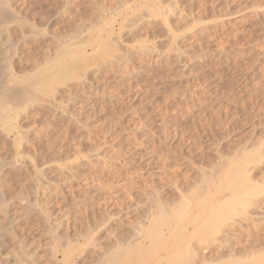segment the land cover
I'll use <instances>...</instances> for the list:
<instances>
[{"label": "rangeland", "instance_id": "rangeland-1", "mask_svg": "<svg viewBox=\"0 0 264 264\" xmlns=\"http://www.w3.org/2000/svg\"><path fill=\"white\" fill-rule=\"evenodd\" d=\"M3 1L0 60L28 93L0 112V264H127L125 241L165 264L167 226L156 253L144 226L242 162L261 194L189 244L196 264L264 253V0Z\"/></svg>", "mask_w": 264, "mask_h": 264}, {"label": "bare ground", "instance_id": "bare-ground-1", "mask_svg": "<svg viewBox=\"0 0 264 264\" xmlns=\"http://www.w3.org/2000/svg\"><path fill=\"white\" fill-rule=\"evenodd\" d=\"M2 3L4 4V1L2 2V0H0V22L1 24H7L8 22H13V21H16V16L17 14H12L10 13L8 10H5L6 7H4L2 5ZM5 5V4H4ZM152 6V5H151ZM5 8V9H4ZM152 8V7H151ZM173 8V7H172ZM175 10V9H174ZM174 12V11H172ZM19 15V14H18ZM19 21V20H17ZM8 23V24H9ZM18 23V22H17ZM21 23V21H20ZM24 24V23H23ZM18 25V24H17ZM8 26V25H7ZM19 26V25H18ZM6 27V26H5ZM20 27H22V24L20 25ZM1 31V29H0ZM2 38V37H1ZM3 39V38H2ZM6 40L9 42L10 40L8 38H6ZM4 40V42L6 41ZM6 41V42H7ZM5 42V43H6ZM7 42V44H8ZM63 42H64V39H63ZM2 43H3V40H2ZM4 43V44H5ZM11 43V41H10ZM1 44V43H0ZM3 44V45H4ZM9 45V44H8ZM12 45V44H10ZM2 46V44H1ZM3 47V46H2ZM169 50V49H168ZM2 51V50H1ZM1 51H0V55H1ZM8 52V50H6ZM36 51V50H35ZM7 52H5L7 54ZM35 54V52H34ZM30 55V54H29ZM33 55V54H32ZM45 55V54H44ZM44 55L42 54L41 56L44 57ZM181 55V54H180ZM3 56H5L4 58H6V55H4L3 53ZM47 56V55H45ZM25 57V56H24ZM27 57V56H26ZM31 57V56H30ZM33 57H35L33 55ZM45 58V57H44ZM50 58V57H48ZM46 58V63L45 65H49L54 63L52 62L51 63V58L50 60ZM26 59V58H25ZM36 58H34L33 60H35ZM43 59V58H42ZM28 60V59H27ZM3 60H0V112L3 111V109L6 108V106L4 105L6 102L5 101H8L9 103L8 104H11V101L16 103V102H19L21 101L23 98L26 97L27 93H28V90L27 88L23 87L21 88L20 86V89L17 88V82H15V86L14 84H10V80H14L16 79L15 77H11L8 75V67H6L4 64H3ZM6 61V60H5ZM37 61V60H35ZM34 61V63H35ZM43 62H45L44 60H42ZM5 63V62H4ZM38 63V62H37ZM61 63V62H60ZM39 64V63H38ZM56 64V63H55ZM64 64V63H63ZM36 65V64H35ZM66 67V65H64ZM68 66V65H67ZM64 67V68H65ZM10 68V67H9ZM47 71L49 69L52 70V68L50 69V65L49 67L45 68ZM59 69V68H58ZM66 69V68H65ZM11 70V69H10ZM46 70H42L46 75L50 76V72L48 71V73L45 71ZM13 72V71H12ZM15 72V71H14ZM40 72V71H39ZM15 74V73H14ZM42 74V73H41ZM40 75V74H39ZM52 75V74H51ZM47 76V77H48ZM40 78H43L44 76H39ZM12 78V79H11ZM14 82V81H13ZM12 83V82H11ZM19 85V84H18ZM17 86V87H16ZM259 147V146H258ZM257 148V147H256ZM246 150H247V154H248V149H245V153H246ZM254 151V149H253ZM256 152V150H255ZM246 154V155H247ZM251 154V153H250ZM244 154V158L246 156ZM260 155V154H259ZM261 156V155H260ZM237 158V157H236ZM243 158V157H242ZM248 159V158H247ZM176 160V159H175ZM243 160V159H242ZM258 160V159H257ZM235 161V160H234ZM241 161V160H239ZM239 161H237L239 163ZM236 162V161H235ZM245 163V162H244ZM257 163V162H256ZM225 171H228L227 173H225ZM224 171V178L220 179L219 180V183L218 184H215L214 185V193L213 192H205V193H200L199 194H196L195 196L192 195L190 197H183V199L181 198V201L178 203V204H175L176 206H173L172 208H167L166 207H162V204L160 205L159 207V210L157 212V214L150 220L149 222V225L147 224V226L145 225L144 228L142 229V240H145V239H148L149 241V244H148V247L152 246V250L153 252H155L157 249L155 248V245L153 242H155V239H161L163 238V232L161 230L162 226H167V232H168V236L165 238V241L162 242V244L164 243L165 244V247L167 246L168 249L171 250L172 252V255L171 256H167L166 258V262L165 264H196L194 263L195 259V255L193 253V248H190L191 245L189 244V240L190 238L193 236V235H196L197 232L201 231L202 229L206 231V233L209 235L210 233V230L212 231V228L214 226H217V228L221 225L218 226L219 223H221V221H224V217L225 216H228L229 217L231 216L230 214L232 213H235L234 211H236L239 207V209H241V207H247V204H250V200H249V197L252 195L254 196L255 193L257 190H258V193L262 191H260L257 187H253L255 185L252 186L253 182L255 181V179H252L250 178V173L248 170V167L246 168V166L243 164V162L240 164H236L234 165L233 167H231V169L229 170H225ZM254 180L251 184V180ZM206 181V180H205ZM138 183V182H137ZM206 184L208 183L205 182ZM257 183V181H256ZM261 183V182H260ZM263 184V183H262ZM260 184H258L257 186H259ZM261 186V185H260ZM205 187V186H204ZM225 188V189H228L229 192H230V198L229 196L226 197L224 200L222 201H219V199L217 198V194L221 192V190ZM203 192V191H202ZM263 194V193H262ZM213 196L217 198V200H213ZM256 196H257V193H256ZM261 196V195H260ZM224 198V197H223ZM229 198V199H228ZM130 199V198H129ZM134 199V198H133ZM254 199V198H253ZM257 199V198H256ZM122 200V199H121ZM221 200V199H220ZM164 201V200H163ZM254 201V200H253ZM160 202V201H159ZM162 202V201H161ZM227 202V203H226ZM233 203V204H231ZM254 203V202H253ZM252 203V204H253ZM227 204V205H225ZM229 204L233 205L231 206L232 208H228L229 210H225L227 208H224V207H227ZM256 204V203H254ZM127 205V204H126ZM224 205V206H223ZM135 206V205H134ZM223 206V207H222ZM133 207V206H132ZM261 207V206H260ZM192 209H194V212H192ZM259 209V208H258ZM243 210V209H242ZM246 210V209H245ZM137 211V210H136ZM258 211V210H257ZM237 212V211H236ZM126 215V214H125ZM251 216V215H250ZM260 216V215H259ZM234 217V216H233ZM244 217V216H243ZM256 217V216H255ZM223 218V219H222ZM226 218V217H225ZM232 218V217H231ZM233 219V218H232ZM251 219V218H249ZM262 219V218H261ZM260 220V219H259ZM172 223H174V225H172ZM227 223V222H226ZM254 223V222H253ZM261 223V222H260ZM186 224H191L192 225V230H186L185 226ZM258 224V223H257ZM141 225V224H140ZM230 225V224H229ZM143 226V225H141ZM140 227V226H139ZM230 227V226H229ZM235 227V226H234ZM247 227V226H246ZM142 228V227H141ZM140 228V229H141ZM165 228V227H164ZM223 228V227H222ZM245 228V227H244ZM134 229V228H133ZM224 229V228H223ZM137 230V229H136ZM209 230V232H207ZM214 230H218V229H214ZM221 230V229H220ZM238 230V229H237ZM234 231V230H233ZM214 233V232H213ZM235 233V232H234ZM139 234V233H138ZM206 234V235H207ZM211 234V233H210ZM215 234V233H214ZM217 234V233H216ZM200 235V234H199ZM136 236V235H135ZM201 236V235H200ZM161 237V238H159ZM233 237V236H232ZM251 237V236H250ZM262 237V236H261ZM230 238V237H229ZM245 238H248V237H245ZM244 238V239H245ZM210 239V237H209ZM255 239V238H254ZM128 240V239H127ZM131 240V239H130ZM136 240V239H135ZM167 240V241H166ZM208 240V239H207ZM124 241V240H123ZM137 241V240H136ZM139 241V240H138ZM137 241V242H138ZM205 241V240H204ZM246 241V240H245ZM261 241V240H260ZM115 242H117L115 240ZM122 242V241H121ZM127 242L126 244H128L126 247L124 245H117L115 246L113 243V245L115 246L114 249H116L114 251V249L112 247H108L109 250L110 248L113 249V254L115 253V255H119L118 256V260L121 262V260H124V259H127L128 261L130 260L131 261V258L133 260V258L135 259L134 256H132V254H134L136 251H133L132 253H130L129 251H127V253H125L126 250H129L132 245H135V244H138L139 243H131L129 241H125ZM129 242V243H128ZM262 242V241H261ZM120 243V242H119ZM209 243V242H207ZM243 243V242H242ZM241 243V244H242ZM110 244V243H109ZM111 244V245H112ZM125 244V245H126ZM153 244V245H152ZM161 244V245H162ZM164 244L162 246H164ZM200 244V243H199ZM202 244V243H201ZM110 245V246H111ZM257 245V244H256ZM263 245V244H262ZM2 246V245H0ZM140 246V245H139ZM161 246V248H162ZM255 246V245H254ZM104 247V246H103ZM134 247H137L136 245ZM131 250H133V248ZM193 247V246H192ZM222 247V246H221ZM252 247V245H251ZM22 249V246L20 247ZM160 248V249H161ZM195 248V247H194ZM243 248V247H242ZM56 249V248H55ZM156 249V250H155ZM232 249V248H231ZM102 250V249H101ZM106 250V249H105ZM109 250H106L107 252ZM244 250V249H243ZM13 251V250H12ZM21 251V250H20ZM105 251V252H106ZM110 251V252H112ZM151 251V250H150ZM158 251V250H157ZM251 251V250H250ZM264 251V249H263ZM23 252V250L21 251V253ZM26 252V251H25ZM24 252V253H25ZM60 254L62 255V251L60 250L59 251ZM65 252L69 254V251H66L65 249ZM103 251V253H105ZM106 252V257H104V259L108 258V253ZM109 252V253H110ZM152 252V251H151ZM24 253H22L24 255ZM27 253V252H26ZM25 253V255H26ZM56 253V252H55ZM64 253V251H63ZM102 253V255H103ZM156 253V252H155ZM244 252H242L243 254ZM249 253V252H248ZM252 253V251H251ZM260 253V254H259ZM262 252H256L254 250V253H252L250 255V260H246V262H248L247 264H264V253L261 254ZM2 254V253H1ZM22 254L20 256H22ZM28 254V253H27ZM113 254H110L111 256H113ZM194 254V256H193ZM221 254V253H220ZM225 254V253H224ZM60 255V256H61ZM105 255V254H104ZM108 255V256H107ZM137 255V254H135ZM248 255V254H247ZM18 256V257H20ZM229 256V255H228ZM245 256V254L243 255ZM2 257V256H1ZM53 257V256H52ZM58 258V255L56 253L55 257L54 258ZM67 257L68 255L67 254H64V256H62V260L65 262L67 260ZM99 257V256H98ZM97 257V258H98ZM103 257L101 256V259H103ZM139 257V255H138ZM137 257V258H138ZM153 257V256H152ZM155 257V256H154ZM221 257V256H220ZM220 257L218 258L219 260V263L218 264H236V259L232 258V259H229V260H226L228 257H225L223 258V261H220ZM231 257V255L229 256ZM249 257V256H247ZM8 258V257H7ZM7 258H4V256L2 258H0L1 260L5 259V261H8L6 260ZM20 258H24V257H20ZM96 258V260L98 261V259ZM115 258V257H113ZM136 258V259H137ZM142 258V257H141ZM144 258V257H143ZM236 258V257H235ZM239 258V257H238ZM241 259L243 257H240ZM19 259V258H18ZM99 258V260H101ZM116 259V258H115ZM160 259V258H159ZM214 259V258H213ZM222 259V258H221ZM247 259V258H246ZM0 260V262H1ZM20 260V259H19ZM24 260V259H23ZM27 260V258H26ZM25 260V261H26ZM95 260V259H93ZM143 261V259H140ZM149 260V259H148ZM151 260V259H150ZM216 260V259H215ZM245 260V258H244ZM4 261V262H5ZM95 262V264H101L100 262ZM108 260H104L103 263H106ZM111 261H113L111 259ZM110 263H114V262H111ZM127 263V264H135V260L131 261V263ZM146 261V260H145ZM203 261V260H202ZM214 261V260H213ZM9 262V261H8ZM7 262V264H9ZM13 262V261H12ZM27 262V261H26ZM29 262V261H28ZM35 262V261H34ZM70 262V260H69ZM109 262V261H108ZM134 262V263H133ZM138 261H136L137 263ZM140 262V261H139ZM156 262V261H155ZM207 262V261H206ZM243 263L241 260L240 261H237V263ZM245 262V263H246ZM2 263V262H1ZM6 263V262H5ZM4 263V264H5ZM62 263V262H61ZM74 263V262H73ZM72 261L70 264H73ZM102 263V264H103ZM116 263H118L116 261ZM158 263V262H157ZM13 264V263H12ZM15 264H18L15 263ZM26 264V263H24ZM27 264H30L27 263ZM75 264V263H74ZM93 264V263H92ZM107 264V263H106ZM124 264V262H123ZM200 264V263H199ZM209 264V263H208Z\"/></svg>", "mask_w": 264, "mask_h": 264}]
</instances>
